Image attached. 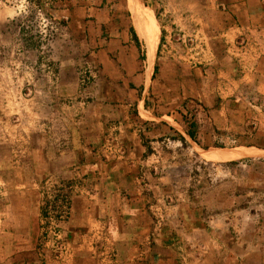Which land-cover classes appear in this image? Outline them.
Segmentation results:
<instances>
[{
  "label": "rangeland",
  "instance_id": "374dc122",
  "mask_svg": "<svg viewBox=\"0 0 264 264\" xmlns=\"http://www.w3.org/2000/svg\"><path fill=\"white\" fill-rule=\"evenodd\" d=\"M240 1L0 0V158L20 151L14 127L38 115L58 144L67 141L65 122L86 131L101 123L112 130L102 145L120 143L125 123L154 125L159 135L138 134L162 143L163 173L174 175L187 201L233 224L246 221L247 239L260 222L264 244V152L245 149L264 148V98L246 86L240 99H226L246 113L244 124V115L233 114L227 130H208L205 116L221 108L216 81L236 74L229 56L247 44L229 17ZM205 149L210 159L199 157ZM217 150L226 153L217 157Z\"/></svg>",
  "mask_w": 264,
  "mask_h": 264
},
{
  "label": "crops",
  "instance_id": "0c3cea01",
  "mask_svg": "<svg viewBox=\"0 0 264 264\" xmlns=\"http://www.w3.org/2000/svg\"><path fill=\"white\" fill-rule=\"evenodd\" d=\"M235 7L229 17L236 22L234 32L245 35L247 44L229 56L237 65L236 74L216 81L213 95L223 101L220 109L205 112L211 131L230 129L233 114L244 115L241 124L245 123V112L224 105L231 96L240 99L244 87L252 86L264 98V0H241ZM137 19L142 32L144 17ZM0 96H6V79L0 82ZM39 117L14 127L20 151L0 158V264L54 263L47 252L43 261L38 247L42 212L38 187L47 177L55 182L82 179L72 197L71 216L62 226L67 253L57 264H264L260 222L253 224L256 236L247 239L246 221L233 224L223 213L214 215L188 202L174 175L163 173L162 143L138 134L159 135L158 127L128 122L117 129L120 143L102 145L103 135L112 130L101 123L86 131L65 122L67 141L61 138L58 144L47 136L48 126ZM41 132L46 137L39 136ZM211 139L206 136V142ZM193 144L198 152V144ZM0 148L6 144L0 142ZM100 149L105 150L104 160ZM245 149L264 152L260 146ZM215 153L219 157L226 152ZM213 155L205 149L199 157ZM175 158L173 154L168 159L174 163Z\"/></svg>",
  "mask_w": 264,
  "mask_h": 264
},
{
  "label": "built area",
  "instance_id": "2783aa9c",
  "mask_svg": "<svg viewBox=\"0 0 264 264\" xmlns=\"http://www.w3.org/2000/svg\"><path fill=\"white\" fill-rule=\"evenodd\" d=\"M81 180V177H75L69 181L55 182L47 177L38 187L42 211L38 247L43 261L45 252L52 255V264L62 261L67 253L62 226L71 216L72 197L81 187Z\"/></svg>",
  "mask_w": 264,
  "mask_h": 264
},
{
  "label": "bare ground",
  "instance_id": "6f19581e",
  "mask_svg": "<svg viewBox=\"0 0 264 264\" xmlns=\"http://www.w3.org/2000/svg\"><path fill=\"white\" fill-rule=\"evenodd\" d=\"M140 37L143 39L144 36H142V35L140 34ZM144 40H145V38H144ZM148 57H149V60H151V54H150V53H148Z\"/></svg>",
  "mask_w": 264,
  "mask_h": 264
},
{
  "label": "trees",
  "instance_id": "16d2710c",
  "mask_svg": "<svg viewBox=\"0 0 264 264\" xmlns=\"http://www.w3.org/2000/svg\"><path fill=\"white\" fill-rule=\"evenodd\" d=\"M132 32H133V30H132ZM134 41H135L136 45L138 46V41H137V38L135 37V35H134Z\"/></svg>",
  "mask_w": 264,
  "mask_h": 264
}]
</instances>
